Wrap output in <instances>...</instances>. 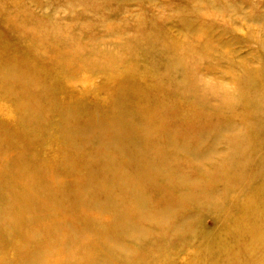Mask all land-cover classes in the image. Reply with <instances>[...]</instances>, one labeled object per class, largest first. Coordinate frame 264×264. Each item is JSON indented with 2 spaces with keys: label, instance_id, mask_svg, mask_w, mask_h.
I'll return each instance as SVG.
<instances>
[{
  "label": "rangeland",
  "instance_id": "374dc122",
  "mask_svg": "<svg viewBox=\"0 0 264 264\" xmlns=\"http://www.w3.org/2000/svg\"><path fill=\"white\" fill-rule=\"evenodd\" d=\"M4 3L0 11V148L12 161L3 164L5 170L16 178L8 186L9 193L13 195L11 189L20 181L31 185L32 203L29 207L26 203L24 212L31 206L32 215L5 213L0 215V226L32 221L57 228L55 234L42 240L51 261L57 250L64 249L62 253H69L59 260L64 264H127L123 255L109 248L112 242L107 246L101 240L111 235V230L100 228L98 219L112 222V217L104 214L87 220L78 215L94 211L100 203L116 207L124 204L132 211L138 203L150 213L142 225L145 236L122 238L125 254L137 258L134 264H143L141 257L146 259L145 264H208L212 259L214 264H227L223 251L205 247L213 239L226 244L225 250L235 254L233 264H258L264 257L260 248L264 239L250 237L248 230L240 236L241 230L231 228V218L235 222L244 214L256 219L254 207L245 212L243 206L257 196L264 176L256 163L264 158V0H95L99 14L81 4L67 5L65 0H0V5ZM18 10L24 12L20 18L16 17L20 15ZM141 16H154L155 27L147 26L152 45L164 47L166 35L167 41L192 60L183 76L177 74L178 70L159 72L165 76L163 87L170 91L166 95L191 115L157 133L169 127L179 133L197 119L200 127L213 126L216 160L230 155L229 140L240 141L243 150L247 148L237 158L238 167L226 168L229 174L220 177L218 186L202 188L203 192H216L224 186L222 194L213 199L204 197L199 200L201 204H194V199L183 201V188L171 187L163 179L169 175L165 170L161 171L163 178L156 174L160 171H155L151 178L146 173L134 184L124 186L134 167L126 161L122 165L121 159L124 155L134 156L135 149L131 147L138 139L130 142L113 124L92 127L94 122L105 123L119 115L114 101L125 79L134 92L143 82L151 87L159 85L155 72H127L130 62L126 57L112 67L96 59L109 51L120 53L119 45L138 33L135 25ZM43 23L54 27L51 36H45ZM8 24V31H4ZM67 29H71V40L79 51L67 47L63 39ZM18 69L27 75L16 73ZM181 79L183 89L195 83L186 95L175 82ZM136 95V99L132 98L134 106L143 103ZM227 96L233 111L222 104ZM27 100L42 109L35 119L17 116L13 105ZM29 103H25L26 107ZM120 113L119 127L131 125L133 131L140 130L124 111ZM20 117L28 119L29 124L24 125L25 119L19 121ZM86 121L90 129L74 137L77 153L66 157V143L71 136L63 135L61 126L66 129L68 123L85 125ZM242 132L246 135L239 136ZM18 150H25L24 155L18 157ZM15 159L23 163L17 169ZM152 159L159 164V157ZM253 163V176H246L245 169ZM12 199L16 197L6 196L3 202L13 204ZM163 213L171 214L158 220ZM89 221L96 227L92 229ZM126 222L136 225L138 218L127 214ZM7 228L0 240L3 264H23L26 256H41L27 244L28 239L20 248L9 246L13 236ZM121 231L117 228L112 234L113 243L115 239L119 242ZM79 237H87L88 244L77 247L75 240Z\"/></svg>",
  "mask_w": 264,
  "mask_h": 264
},
{
  "label": "bare ground",
  "instance_id": "6f19581e",
  "mask_svg": "<svg viewBox=\"0 0 264 264\" xmlns=\"http://www.w3.org/2000/svg\"><path fill=\"white\" fill-rule=\"evenodd\" d=\"M94 1L95 0H65V3L67 5L81 4L84 8H89L99 14V11L97 12V7ZM51 2L55 3L57 2V0H51ZM4 6L5 3L0 5L1 13ZM17 12L20 13L19 16H17L16 14V17L18 18H20V16L24 13L21 10H18ZM153 17L154 16H141L139 18L138 22L135 25L138 33L135 36L129 38V40H127L125 43L119 45L118 49L119 52L121 51L120 53L117 52L116 54L113 52L115 50H113L109 51L106 55H98L96 57V59H98V62L105 63L109 67H112V64L114 62L119 63L122 58L126 57L130 62V66L127 68V72H129V70H131V72H155V75L159 81L158 86L151 87L150 83L146 84L145 82H143V85H140V87L137 89V92H134L132 86L128 84L127 80L125 79L120 84V88L116 96L117 100L114 101L115 107H117L120 112L124 111L127 117L131 118L134 124L139 125L140 130L133 131L131 125H125L124 128L119 127L121 125L117 123V120L121 116L120 112L118 116H114L113 118L107 120L105 123L94 122L92 127L99 128V126L103 124H113V126L117 127L124 136L129 137L128 140L130 142L133 141V139H138V143H135L134 146L130 143L133 146L131 148L135 149L134 156L129 157L128 155H124L121 159L122 165L124 161H126L127 164L134 167V169L131 171L133 174L128 175V179H126V182L123 183L124 186L134 184V182L139 179V176H143L146 173V177L151 178L154 175L155 171H160L156 174L162 177L161 171L165 170L169 173V175L166 178H162L166 182H168L171 187L183 188L180 194L181 196L185 197V199L182 198L183 201L194 199V204H201L199 200L204 197L213 199L216 198V196H220L222 194L224 186H219L217 189L218 191L216 192H203L202 188L209 185L218 186L216 184L221 182L220 177L229 174V170H227L226 168L238 167L237 158H239L240 154L245 153L247 148L243 150L244 145L240 146V141L236 143L235 141L229 140V143L232 145L230 149V155L227 157V159L219 158L218 160H216L212 145V142L214 141L212 136V134H214V132L212 131L213 126L205 125L200 127L201 123H199L197 119H193L192 125L184 128L179 133L175 132V130L173 132L170 127L165 129L166 131L164 133H157V131L168 127V124L173 125L179 120L186 118L188 114H190L189 111L182 110L181 103H179L178 101H173L166 95V93L170 91L163 87V80H165V76L159 75V72H173L178 70L177 74L183 76V72H186L187 64H190L192 60L191 58H188L185 53L181 54V51H179L177 47H174L176 44L172 43L171 41H167L166 35V43L164 45L165 48H158L157 44H151V42L149 41V37H153L151 35V32L147 30V26L152 24L155 27V19ZM31 21L36 22V19H31ZM146 21H148V23H146ZM43 24V27L45 26L47 31L45 36H51L54 31V27L49 23ZM8 28L9 24L6 25L4 31H8ZM70 32L71 29H67V31L63 34V39L66 41V45L69 49L79 51V46L73 43L71 40ZM16 40V43L20 44V41L17 37ZM40 53L41 52L39 51V54H37L40 55ZM58 53L60 55L62 51L60 50L58 51ZM59 59L62 61L64 60V57L60 56ZM15 72L18 74L27 75L24 71L21 72V70L19 69ZM246 77L247 76L242 78ZM183 81L184 79L176 80L175 82H177V84L179 85L181 93L186 95L188 94V91L194 88L195 83H191L189 86L183 89L181 87ZM245 84L251 87L249 83L246 82ZM24 92L28 93V89L24 90ZM128 94H131V96H129V99ZM136 94H138L143 99V103H137V106H134L132 103V98L134 97L136 99ZM229 101L230 99L227 96L223 99L222 104L226 106L225 109H231L233 111L234 106H232V103H230ZM28 102L30 103L26 107L25 103ZM25 103L13 105L17 112V116H25L26 118L32 117L33 119H35L36 114L41 113L42 109L40 105L33 104L31 100H27L25 101ZM155 111H157L158 113L157 116H155ZM131 112H133V116H131ZM241 114L245 115L244 110H241ZM22 119L25 118L20 117L19 121ZM70 123H68L66 129L62 126L60 128L63 129L61 130V133L63 135L71 136V141L66 143V145L68 146L67 150H69L65 151L66 157H68L70 154L77 153L74 152L77 151V141L74 140V137H77V135L81 132L90 129L88 121L84 122L85 125H83V123ZM28 124V119H25L24 125ZM163 124H166V126L163 127ZM97 133H99V131ZM21 134L22 132L18 133L17 136L19 137ZM13 135L14 131H12L11 136ZM245 135L246 134L242 132L239 136ZM70 144H73L75 147ZM2 150L4 149L0 148V176L2 177V179H0V215H4L5 213H8V215H25L26 212L28 215H32L31 206L30 209L24 212L26 203L28 207L29 204L32 203V188L30 184H25L24 182L20 181L18 182L19 185L12 187L11 193L13 195L9 193L8 186L12 182H16V178H12L13 175L10 173V170H5L3 164H8L12 161L9 157H6ZM24 152L25 150H18L16 154L18 157H20L24 155ZM16 154L14 156H16ZM131 155H133V153H131ZM167 156L169 157V159H166ZM234 156L237 157L234 158ZM155 157L160 158L159 164L157 165L154 164V159H152ZM222 162L225 163L221 164ZM256 163H258V167H261V170L264 172V158L259 159ZM13 164L17 169L21 167L23 163L19 164L15 159ZM253 166L254 163L250 164V167L245 169L246 176H253L251 175L253 173L251 167ZM241 179L242 177L237 178L238 181H240ZM258 185L261 187L257 189V196H252V198L248 200L243 206L245 212L249 211L251 207H254V210L257 214L256 219L253 218V216L248 217V215L240 214L238 216L240 219L235 222L232 221L233 217L231 218V228L237 229L238 231L241 230L240 236H245L244 231L248 230V234L250 235V237H259L264 239V229L261 228V226L264 227V197H261L264 196V176H262V180ZM17 187L21 189L20 192H18ZM43 193L45 194V192ZM6 196H15L16 199H12L15 200V202L13 204L4 203L3 198ZM78 206H80V203L78 204ZM142 206V204L137 203L132 211L131 209H126V207H124V204H119L118 207H116L115 205H103L100 203V207H98L97 209L94 208V211H87L83 216L78 215V217H82L87 220L98 218L99 215L104 214H106L108 217L110 216V218L112 217V222H110L107 218L106 220L100 218L98 219V226L100 228L105 226L109 230H111V235H105V237H102L101 240L105 242L107 246L112 242L113 245L109 248L116 252H119L120 255H123V258L125 259L127 264H134L137 262V258L136 256H127L125 254L122 244V238H124L123 236L125 235L129 237L138 236V238H142L145 236L142 225L144 223V219L150 218V216L148 215L150 213L144 211V209H142ZM142 213L145 214L142 215ZM127 214H133L134 216H136L138 218V224H128L126 222ZM163 214L164 215L160 216L158 220L163 221V219H165V216L170 215L171 213L167 215H165V213ZM116 218H119V224L117 223ZM258 220L261 221V224L258 223ZM89 222L93 223L91 224L92 229L96 227V225H94V222ZM8 225L9 226L3 223L0 226V240L2 238V234L6 233V227H8L7 231H10L11 235L13 236L8 243L9 246L13 247V249L20 248L22 241L28 239L27 244H30L31 247L36 248L41 253V256L38 258L33 256H26L23 264H64L60 261L67 258L66 256L69 253H62L61 251H63L64 249L57 250L56 253H54L55 257H53V260L51 261L48 258V253L45 252L47 248L42 241L44 240V236L47 239L50 238L51 235L55 234L58 231L56 230L57 228H49L46 227V225L43 223H34L32 221H26V224L12 223ZM117 228H119L120 231L122 230V235L119 236L121 238L118 243H116V239L113 243L112 239L114 235L112 234H115V230H117ZM223 234L224 232L222 233V235ZM67 236H69V234H67ZM86 238L87 237L77 238L75 240L77 247H79L78 244L80 246L87 245L88 241ZM2 247L3 246H0L1 250ZM205 247L211 249L214 248L215 251H223L224 258L226 259L227 264H233V260L236 257L235 254L231 252V250H225V247H227V245L220 240L216 239V241H214L213 239L207 241L205 243ZM260 248L264 253L263 244L260 246ZM208 257L209 255H207L206 258L208 259ZM140 260L141 262H143V264L146 263V259L144 257H141ZM0 264H3L2 259H0ZM208 264H214V259L210 260V263ZM258 264H264V257L262 260L259 259Z\"/></svg>",
  "mask_w": 264,
  "mask_h": 264
}]
</instances>
